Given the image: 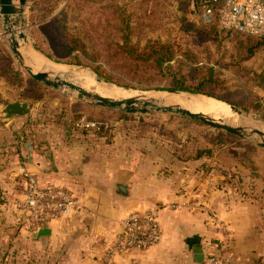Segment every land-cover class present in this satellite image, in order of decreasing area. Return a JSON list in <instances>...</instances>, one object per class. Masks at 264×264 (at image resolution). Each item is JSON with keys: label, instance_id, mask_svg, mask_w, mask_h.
I'll use <instances>...</instances> for the list:
<instances>
[{"label": "rangeland", "instance_id": "obj_1", "mask_svg": "<svg viewBox=\"0 0 264 264\" xmlns=\"http://www.w3.org/2000/svg\"><path fill=\"white\" fill-rule=\"evenodd\" d=\"M22 11L15 18L16 24L35 48L34 43L39 39L45 43L44 34L47 33L42 24L49 17L56 19L57 29L79 37L89 52L98 50L103 54L108 45L122 43L124 34L131 44L140 48L149 41L170 43L176 52L172 65L180 62L191 89L198 87L203 80L200 87L206 93L186 92L225 102L249 116L233 117L229 112L227 119L223 117L226 122L264 130V108L261 106L264 97V39L232 34L215 24L204 23L190 11L187 0H26ZM7 37L2 30L0 14V264H39L36 248L19 237L30 232L20 223L13 207L20 187L17 167L24 162L30 164L33 155L49 149L56 137L68 136L67 132L73 127L85 134L107 138L112 137L116 127H120L128 135L166 140L173 146H192V150H205L206 144L219 137L221 143L212 144L222 159V156L231 155V149H234L243 153L244 161H249L247 165L242 164L246 166L244 174L242 171L232 172L225 183L220 184V189L227 190L230 186L243 196L251 189L257 192L262 185L254 178L258 174L264 179V147L258 145V136L243 139L181 114L155 110L126 113L90 105L78 100L70 89L63 86L53 88L33 79L10 51ZM37 50L42 54L37 52L44 65L59 72L63 79L106 97L125 98L147 91L167 90L173 85L171 78H164L158 88L127 87L122 76L114 75L113 81H106L85 63L58 62ZM76 69L80 73L86 72L88 79L75 78ZM95 77L103 82L98 83ZM13 101L29 102V112L13 119L3 118V108ZM167 101L176 103L175 98ZM86 121L106 123L108 128L85 129ZM234 137L244 142H237ZM251 145L254 149L249 150ZM28 146L32 151L27 150ZM234 174L237 176L233 177ZM209 216L212 218L213 213L209 212ZM112 263L114 260L103 261V264ZM51 264H54L53 260Z\"/></svg>", "mask_w": 264, "mask_h": 264}, {"label": "crops", "instance_id": "obj_2", "mask_svg": "<svg viewBox=\"0 0 264 264\" xmlns=\"http://www.w3.org/2000/svg\"><path fill=\"white\" fill-rule=\"evenodd\" d=\"M67 133L32 154L28 164L40 183L64 186L83 204L79 214L44 225L49 234L37 237L28 230L19 236L36 248L39 264H103L102 252L118 220L143 208L158 210L160 243L116 257L112 264H199L193 261L194 241L205 254L220 235L209 212L230 229L228 252L237 262L264 264V179L254 175L262 185L243 196L230 186L220 189L232 172L246 171L232 154L222 159L208 143L209 154L199 156L198 148L128 135L120 127L110 138L74 127Z\"/></svg>", "mask_w": 264, "mask_h": 264}, {"label": "built area", "instance_id": "obj_3", "mask_svg": "<svg viewBox=\"0 0 264 264\" xmlns=\"http://www.w3.org/2000/svg\"><path fill=\"white\" fill-rule=\"evenodd\" d=\"M189 9L204 23L215 20L219 29L264 38V0H188ZM264 82V72H263ZM264 108V97L261 101ZM83 128L106 130L108 124L86 121ZM21 193L13 201L20 223L35 232L50 223L79 214L82 201L70 189L53 183H40L27 163L17 167ZM175 205V206H174ZM178 203L172 204L176 208ZM212 222L220 233L213 251L204 254L200 264H244L237 262L228 247L231 231L213 213ZM162 239L158 210L136 209L118 220L117 230L102 252L104 262L132 252H144L155 247ZM216 248H223L225 253Z\"/></svg>", "mask_w": 264, "mask_h": 264}, {"label": "trees", "instance_id": "obj_4", "mask_svg": "<svg viewBox=\"0 0 264 264\" xmlns=\"http://www.w3.org/2000/svg\"><path fill=\"white\" fill-rule=\"evenodd\" d=\"M56 23L57 21L54 17L46 19L44 24H42L44 27L43 31L47 33L44 34L45 43L40 41L41 39L34 43L37 49L45 52L47 57L55 61L71 64L85 63L106 81H113L111 78L114 75L122 76L121 79L127 87L158 88V84L164 78H171L173 85L167 87V90H190L194 93H206L200 87L203 80L198 83V87L191 89L187 85L185 75L182 73L180 62L176 66L172 65L176 58V52L174 46L170 43L149 41L145 46L140 48L137 44H131L127 35L124 34L122 43L108 45L104 49L103 54L98 50L89 52L79 37L68 35L57 29ZM206 24L217 25L215 20ZM226 32L244 37L257 38L239 32ZM257 39L263 40L264 38ZM218 134L219 136L222 135V133ZM234 139L237 142H244L237 137H234ZM211 141L212 143H221L219 137ZM250 149H254V147L251 145L249 146ZM231 150L232 156L238 162L244 165L249 164V161H244L243 153L234 151V149ZM201 154L207 155L209 154V150L197 149V155L200 156Z\"/></svg>", "mask_w": 264, "mask_h": 264}, {"label": "water", "instance_id": "obj_5", "mask_svg": "<svg viewBox=\"0 0 264 264\" xmlns=\"http://www.w3.org/2000/svg\"><path fill=\"white\" fill-rule=\"evenodd\" d=\"M18 1V4H16ZM26 4V0H0V14L2 15V30L5 35H7V42L9 44V49L14 55L15 59L19 65L36 81H39L45 85L53 88L64 87L70 89L75 93L78 100L89 103L94 106H102L108 108H114L126 113H146L151 110L161 111L166 113L181 114L189 116L193 119L199 120L202 123L211 126L216 129L224 130L230 134L238 136L243 139L250 138L252 136H258L260 138L259 146L264 147V130L260 128H255L252 126H243L239 124H232L225 122L221 119H217L212 115L204 112H197L187 109L179 104H166L160 102L157 99L155 92H165V93H178V94H194L181 90H161L154 92H142L130 97L125 98H113L106 97L83 88L82 86L73 83L71 81L65 80L60 76L57 71L48 70L46 67H42L36 70L27 61V56L24 53L25 47H30L40 53L29 41L26 33L17 26L15 18L22 14V7ZM41 54V53H40ZM42 55V54H41ZM47 58V57H46ZM48 59V58H47ZM50 60V59H49ZM52 61V60H50ZM57 77V78H56ZM56 78L55 81H52ZM99 81L100 79L97 78ZM198 95V94H195ZM229 105V104H228ZM236 111L232 105H229ZM30 110V103L27 101H13L3 108V118L13 119L16 116L25 115ZM240 112V111H239ZM120 192L121 187L118 186ZM50 231L46 227H40L37 229V237L47 235ZM199 241H194L193 261L195 263H202L204 254L202 249L198 246Z\"/></svg>", "mask_w": 264, "mask_h": 264}, {"label": "bare ground", "instance_id": "obj_6", "mask_svg": "<svg viewBox=\"0 0 264 264\" xmlns=\"http://www.w3.org/2000/svg\"><path fill=\"white\" fill-rule=\"evenodd\" d=\"M24 53L25 55H27L39 68H37L35 65H33L29 59L27 58V61L30 63V65L32 67H34L36 70H39L42 67H46V65H44V63L42 62L40 56L38 55L37 51H35L34 49L30 48V47H25L24 49ZM40 54V53H39ZM49 60V59H48ZM53 64V63H52ZM56 66V65H55ZM52 67V66H51ZM47 68V67H46ZM48 70H51L49 68H47ZM52 71V70H51ZM73 71V70H71ZM77 71V69H76ZM75 72V71H74ZM78 72V71H77ZM75 78L79 79V80H85L88 79V75L86 72L80 73V71L78 73H75V75H73ZM72 76V77H73ZM70 77V76H69ZM73 77V78H74ZM96 78V77H95ZM90 80V79H89ZM98 83H101L103 81H99L96 78ZM85 82V81H84ZM94 84V83H93ZM90 86V84H89ZM88 86V87H89ZM94 87V86H93ZM98 87V86H97ZM103 87V86H102ZM108 89V88H107ZM98 90V88H97ZM102 90V89H100ZM119 90V89H118ZM120 91V90H119ZM111 92V91H110ZM115 92V91H114ZM104 93V92H103ZM116 93V92H115ZM156 97L158 100H160V102H164L166 104H179L187 109H190L192 111H199V112H204V113H208L210 115H212L213 117L217 118V119H221L223 121L226 122V119L228 118V115L230 113L233 114L234 116H244V117H249L247 114H243L239 111L234 110L233 108H231L227 103H222L207 97H204L202 95H195V94H190V95H184V94H180L178 95V93H165V92H155ZM132 95V94H131ZM176 95V96H175ZM119 96V95H118ZM169 98H175L176 99V103H171L168 102L167 100ZM230 112V113H229ZM226 119H224V118ZM237 118V117H236ZM242 118V117H241ZM250 119V118H249ZM230 120V119H229ZM246 121V120H245ZM247 122V121H246ZM228 123H232V124H237L236 122H228ZM241 125V124H239Z\"/></svg>", "mask_w": 264, "mask_h": 264}]
</instances>
